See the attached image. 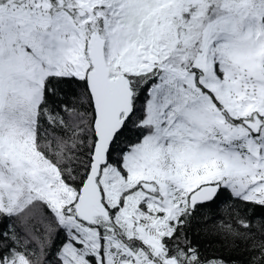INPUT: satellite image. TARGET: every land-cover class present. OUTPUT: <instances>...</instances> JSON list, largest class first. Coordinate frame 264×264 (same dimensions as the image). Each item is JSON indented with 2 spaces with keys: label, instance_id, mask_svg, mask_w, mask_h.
<instances>
[{
  "label": "snow or ice",
  "instance_id": "1",
  "mask_svg": "<svg viewBox=\"0 0 264 264\" xmlns=\"http://www.w3.org/2000/svg\"><path fill=\"white\" fill-rule=\"evenodd\" d=\"M0 264H264V0H0Z\"/></svg>",
  "mask_w": 264,
  "mask_h": 264
},
{
  "label": "water",
  "instance_id": "2",
  "mask_svg": "<svg viewBox=\"0 0 264 264\" xmlns=\"http://www.w3.org/2000/svg\"><path fill=\"white\" fill-rule=\"evenodd\" d=\"M98 198V197H97Z\"/></svg>",
  "mask_w": 264,
  "mask_h": 264
}]
</instances>
